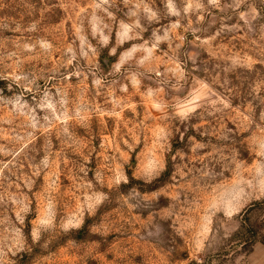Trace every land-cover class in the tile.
Listing matches in <instances>:
<instances>
[{
    "label": "rangeland",
    "instance_id": "1",
    "mask_svg": "<svg viewBox=\"0 0 264 264\" xmlns=\"http://www.w3.org/2000/svg\"><path fill=\"white\" fill-rule=\"evenodd\" d=\"M0 264H264V0H0Z\"/></svg>",
    "mask_w": 264,
    "mask_h": 264
},
{
    "label": "trees",
    "instance_id": "2",
    "mask_svg": "<svg viewBox=\"0 0 264 264\" xmlns=\"http://www.w3.org/2000/svg\"><path fill=\"white\" fill-rule=\"evenodd\" d=\"M5 81H0V88ZM243 247H253L258 242L264 243V228L263 225L255 222L252 223L249 216H244L241 222V227L236 234Z\"/></svg>",
    "mask_w": 264,
    "mask_h": 264
}]
</instances>
